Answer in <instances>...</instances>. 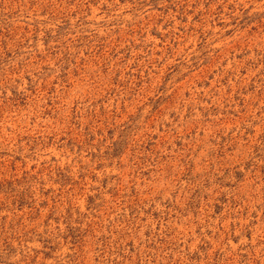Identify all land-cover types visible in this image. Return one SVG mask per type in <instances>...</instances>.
<instances>
[{"label": "rangeland", "instance_id": "obj_1", "mask_svg": "<svg viewBox=\"0 0 264 264\" xmlns=\"http://www.w3.org/2000/svg\"><path fill=\"white\" fill-rule=\"evenodd\" d=\"M0 264H264V0H0Z\"/></svg>", "mask_w": 264, "mask_h": 264}]
</instances>
